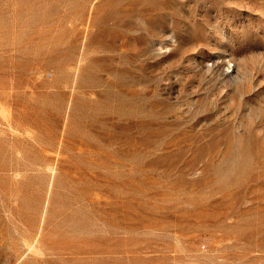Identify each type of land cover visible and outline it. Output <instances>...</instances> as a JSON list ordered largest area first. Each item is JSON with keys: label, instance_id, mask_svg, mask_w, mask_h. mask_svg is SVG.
<instances>
[{"label": "rangeland", "instance_id": "1", "mask_svg": "<svg viewBox=\"0 0 264 264\" xmlns=\"http://www.w3.org/2000/svg\"><path fill=\"white\" fill-rule=\"evenodd\" d=\"M0 264H264V0H0Z\"/></svg>", "mask_w": 264, "mask_h": 264}]
</instances>
